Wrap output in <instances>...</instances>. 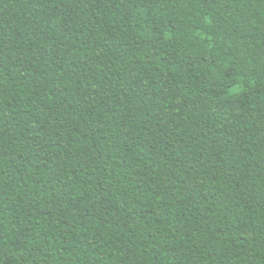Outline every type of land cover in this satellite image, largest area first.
Instances as JSON below:
<instances>
[{"label":"trees","instance_id":"obj_1","mask_svg":"<svg viewBox=\"0 0 264 264\" xmlns=\"http://www.w3.org/2000/svg\"><path fill=\"white\" fill-rule=\"evenodd\" d=\"M0 264H264V0H0Z\"/></svg>","mask_w":264,"mask_h":264}]
</instances>
